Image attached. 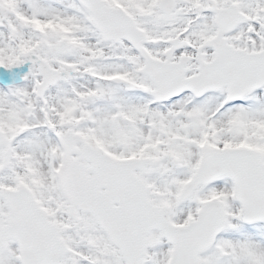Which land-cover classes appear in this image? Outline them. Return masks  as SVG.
<instances>
[{"label": "snow or ice", "instance_id": "6c2138e0", "mask_svg": "<svg viewBox=\"0 0 264 264\" xmlns=\"http://www.w3.org/2000/svg\"><path fill=\"white\" fill-rule=\"evenodd\" d=\"M0 264H264V0H0Z\"/></svg>", "mask_w": 264, "mask_h": 264}]
</instances>
